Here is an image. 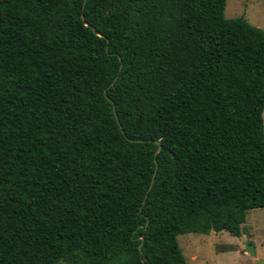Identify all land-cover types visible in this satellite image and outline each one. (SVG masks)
<instances>
[{
	"label": "trees",
	"instance_id": "16d2710c",
	"mask_svg": "<svg viewBox=\"0 0 264 264\" xmlns=\"http://www.w3.org/2000/svg\"><path fill=\"white\" fill-rule=\"evenodd\" d=\"M226 3L0 0V264H189L179 236H242L264 31Z\"/></svg>",
	"mask_w": 264,
	"mask_h": 264
},
{
	"label": "rangeland",
	"instance_id": "374dc122",
	"mask_svg": "<svg viewBox=\"0 0 264 264\" xmlns=\"http://www.w3.org/2000/svg\"><path fill=\"white\" fill-rule=\"evenodd\" d=\"M224 15L264 31V0H227ZM242 232L240 238L227 232L186 234L178 241L189 264H264V209L248 212Z\"/></svg>",
	"mask_w": 264,
	"mask_h": 264
},
{
	"label": "water",
	"instance_id": "95a60500",
	"mask_svg": "<svg viewBox=\"0 0 264 264\" xmlns=\"http://www.w3.org/2000/svg\"><path fill=\"white\" fill-rule=\"evenodd\" d=\"M86 26H88L87 24H86ZM108 100L113 104V106H114V113H115V115H116V117H117V113H116V109H115V104H114V102L110 99V98H108ZM118 118V117H117ZM131 141H133V142H142V141H140V140H136V141H134V140H131ZM157 144H158V150L156 151V155H158L160 152H161V145H160V143H158L157 142ZM158 167V166H157ZM155 177H156V172H155V174H154V177H153V179H152V183H151V185H150V188H149V191L152 189V187H153V184H154V181H155ZM140 248H141V246H140Z\"/></svg>",
	"mask_w": 264,
	"mask_h": 264
},
{
	"label": "crops",
	"instance_id": "0c3cea01",
	"mask_svg": "<svg viewBox=\"0 0 264 264\" xmlns=\"http://www.w3.org/2000/svg\"><path fill=\"white\" fill-rule=\"evenodd\" d=\"M242 234H243V232H242Z\"/></svg>",
	"mask_w": 264,
	"mask_h": 264
}]
</instances>
